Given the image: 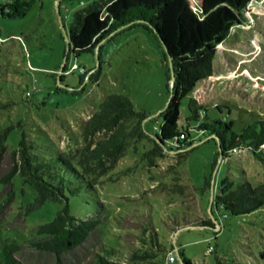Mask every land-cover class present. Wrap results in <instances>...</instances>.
I'll list each match as a JSON object with an SVG mask.
<instances>
[{
    "label": "rangeland",
    "instance_id": "rangeland-1",
    "mask_svg": "<svg viewBox=\"0 0 264 264\" xmlns=\"http://www.w3.org/2000/svg\"><path fill=\"white\" fill-rule=\"evenodd\" d=\"M94 1L99 0H0V101L5 106L0 129L10 128L0 162V244L16 241V257L24 264H91L102 250L118 264H151L136 257L145 247L139 237L146 224L162 238L158 241L173 247L179 264L178 251L192 264H264V208L235 216L212 205L226 184L264 183V168L248 151L221 154L194 122L187 139L191 147L167 151L149 163L144 153L152 144L142 140L99 179L97 196L105 211L78 247L57 254L36 246L46 240L37 228L50 222L62 203L47 202L26 214L33 190L23 183L12 155L22 135L35 147L32 152L44 157L76 149L83 143L82 126L101 101L121 94L147 114L144 127L153 138L170 101L171 62L155 32L126 28L100 49L67 52L74 14ZM245 16L246 22L217 46L211 80L224 91L217 108H205L208 120L232 122L235 132L264 119L262 106L238 92L259 95L264 89V0L249 6ZM181 113L186 115L184 105ZM181 125L186 127L182 119L180 130ZM79 215L95 214L83 208ZM208 219L214 227L198 225Z\"/></svg>",
    "mask_w": 264,
    "mask_h": 264
},
{
    "label": "trees",
    "instance_id": "trees-1",
    "mask_svg": "<svg viewBox=\"0 0 264 264\" xmlns=\"http://www.w3.org/2000/svg\"><path fill=\"white\" fill-rule=\"evenodd\" d=\"M263 0H99L77 11L71 23L68 53L79 55L100 49L104 41L111 39L122 29L142 26L155 32L171 62L172 82L170 101L160 112L158 133L150 138L145 131L147 114L137 111L131 100L121 94L107 95L82 126V145L73 150H60L48 157L34 154L35 148L25 137L13 152L17 172L24 184L33 190V198L26 205V214L39 210L47 202L62 203L54 218L40 225L36 233L45 238L36 246L57 254L78 247L101 221L105 211L97 196L99 179L107 176L131 147L142 140H149L151 148L144 153L149 163L163 158L167 151L191 147L190 123L207 140H215L222 153L250 152L264 168V119L256 120L233 130L232 122L208 120L207 105L218 107L215 102L224 89L211 80L217 46L232 29L246 22L249 6ZM98 59L101 57L98 54ZM173 77V80H172ZM235 90V88H233ZM247 101L261 105L264 117V89L259 95L238 91ZM184 105L186 115L182 117ZM5 107L0 101V108ZM186 124L179 128L180 120ZM10 128L0 129V162L7 149ZM170 143L171 146H168ZM180 162V159L177 163ZM210 187V181H205ZM12 197L10 193L9 198ZM212 205L235 216H246L264 208V183L257 186L249 182L225 188L213 198ZM95 214L82 218L83 208ZM201 227H214L211 220L198 222ZM139 239L145 245L137 258L151 264H179L173 247L164 245L156 230L144 224ZM6 241L0 244V264H24L16 257L18 243ZM210 247L208 253L213 252ZM110 253L102 250L94 255L91 264H118L110 261ZM180 264H192L178 251Z\"/></svg>",
    "mask_w": 264,
    "mask_h": 264
},
{
    "label": "built area",
    "instance_id": "built-area-1",
    "mask_svg": "<svg viewBox=\"0 0 264 264\" xmlns=\"http://www.w3.org/2000/svg\"><path fill=\"white\" fill-rule=\"evenodd\" d=\"M29 95H30V94L27 93V96H29ZM155 129H158V127L155 126ZM174 260H175V256H174L173 254H170V256H169V261H170V262H174Z\"/></svg>",
    "mask_w": 264,
    "mask_h": 264
},
{
    "label": "water",
    "instance_id": "water-1",
    "mask_svg": "<svg viewBox=\"0 0 264 264\" xmlns=\"http://www.w3.org/2000/svg\"><path fill=\"white\" fill-rule=\"evenodd\" d=\"M169 58V57H168ZM169 60H170V58H169ZM171 61V60H170ZM172 80H173V77H172Z\"/></svg>",
    "mask_w": 264,
    "mask_h": 264
}]
</instances>
